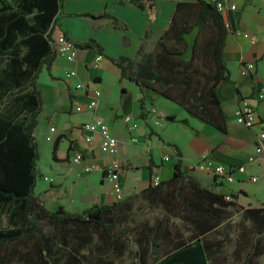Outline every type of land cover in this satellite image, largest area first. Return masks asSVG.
Wrapping results in <instances>:
<instances>
[{
  "label": "crops",
  "instance_id": "1",
  "mask_svg": "<svg viewBox=\"0 0 264 264\" xmlns=\"http://www.w3.org/2000/svg\"><path fill=\"white\" fill-rule=\"evenodd\" d=\"M227 1L236 7L225 17L229 27L225 29L222 59L228 74L216 88L225 117L224 132L190 117L181 106L158 93L140 89L136 83L121 77L120 68L109 59L126 56L139 60L154 49L160 35L169 27L177 4L198 0H142L144 10L130 1L63 0L61 14L52 25L53 40L59 34L75 43L95 39L103 48V59L93 66L97 53L77 47L73 61L55 53L49 68L42 67L36 79L41 110L34 134L39 131L45 141H48L46 136H51L49 169L55 177L60 174L65 187L62 190L51 184L52 187L34 194L41 197L42 193L49 194L48 189L63 191L68 198L60 205L70 212L74 207L80 208L77 211L80 212L86 208L83 197L90 184L99 183L92 205L111 204L116 200L105 169L109 162H119L122 197L128 203L125 204L129 220L136 224L148 219L150 224L163 225L159 247L147 249L135 245V264H141L139 257L145 259V264H209L200 238L212 239L213 230L231 217L234 209L264 207V148L255 150L258 133L264 129L263 103L257 98L259 88L264 86V0ZM104 13L115 17L120 27L103 16ZM225 18L222 16L224 26ZM248 62L254 64L251 70L246 68ZM69 69L75 70L76 75L67 79L64 74ZM43 72L44 87L38 83ZM94 89L100 92L96 106L76 112L75 105L85 104ZM243 99L257 113V123L252 127L235 120V111ZM125 115H131L137 122L132 133L124 122ZM168 116H174L175 120ZM96 118L102 119L117 138L116 154L107 155L99 150L97 132L92 133V142L84 141L79 125ZM184 118L187 124L179 121ZM51 127L54 131H50ZM130 134L136 135L138 142H131ZM58 137L57 160H53L52 144ZM37 145L39 152L38 141ZM74 152L83 154L80 163L72 161ZM201 155L228 166L233 182L218 180L202 162ZM38 161L36 167L42 176ZM88 166L90 171L85 170ZM155 174L161 183L154 189L151 179ZM225 193L236 195L229 203L221 198ZM152 256L157 260H152Z\"/></svg>",
  "mask_w": 264,
  "mask_h": 264
},
{
  "label": "trees",
  "instance_id": "2",
  "mask_svg": "<svg viewBox=\"0 0 264 264\" xmlns=\"http://www.w3.org/2000/svg\"><path fill=\"white\" fill-rule=\"evenodd\" d=\"M62 1L0 0V214L9 212L8 227L0 228V254L7 249L0 264L11 263L16 255L29 264H135V245L147 249L159 247L163 225L150 224L148 219L136 224L130 221L128 203L123 198L111 204H93L80 212H70L62 205L48 209L34 194L40 177L36 167L38 145L34 136L41 110L36 79L42 67L49 68L55 58L51 28L61 14ZM117 1H130L144 10L142 0ZM102 15L120 27L115 17ZM222 20L212 2H179L169 27L160 35L152 51L143 54L139 60L126 56L109 59L120 68L121 77L136 83L140 89L148 88L158 93L181 106L190 117L224 132L225 117L216 93L218 83L228 74L222 59L226 36ZM195 26L198 31L192 57L189 60L179 58L177 55L187 47L184 34ZM75 45L103 54L102 46L93 38ZM198 58L199 65L207 70H201L195 63ZM167 118L175 120L174 116ZM179 121L188 123L185 118ZM59 139L52 144L53 160H57ZM176 153L180 155L178 150ZM175 169L177 176L179 159ZM160 183L161 180L156 185L151 183L152 188H158ZM221 198L226 201L224 195ZM242 211V219L250 221L248 231L254 226L250 233L263 234L264 207ZM185 214L183 212V216ZM184 218L189 220L187 216ZM44 221L51 226L49 232L44 229ZM227 221L228 218L222 224ZM218 231L219 228L213 230V234ZM200 239L209 264H224L225 250L221 239ZM18 243L27 245L29 250L16 253ZM85 248L92 254L84 253ZM257 251L258 244L243 264H249ZM110 255L116 259H129L115 263L113 258L109 260ZM137 260L145 264L143 257ZM152 260L157 257L152 256Z\"/></svg>",
  "mask_w": 264,
  "mask_h": 264
},
{
  "label": "built area",
  "instance_id": "3",
  "mask_svg": "<svg viewBox=\"0 0 264 264\" xmlns=\"http://www.w3.org/2000/svg\"><path fill=\"white\" fill-rule=\"evenodd\" d=\"M211 1V0H210ZM212 2V1H211ZM213 5L215 6V9L218 13H220L224 18L226 17V13L229 10L235 9V4L230 3L227 0H214ZM225 26L226 28L229 27L228 20L225 18ZM247 37V34H243ZM53 45L55 52L59 55L64 56L67 60L73 61L76 52L77 47L74 43V41L68 39L65 37L64 34H59L55 37L53 40ZM103 59L102 54H96L93 60V66H96L97 63ZM254 67V64L252 62H248L246 64V68L248 70H251ZM76 75L75 70L69 69L65 71V78H71ZM100 96V92L97 89H94L93 96L85 103V104H76L74 107V110L76 112L83 111L85 109L91 110L93 109L96 104L98 97ZM257 98L259 101L263 103L264 108V86L260 87L258 90ZM235 120L238 124L243 125L245 127H252L257 123L258 117L256 110L252 104H250L247 100H242L240 104L238 105L237 110L235 111ZM124 122L127 124V129L129 133H132L137 128V122L131 115H125L123 117ZM80 130L84 133V141L86 143H90L93 141V135L92 133L97 132L99 134L100 140L98 144L99 150L107 155H114L118 151V140L117 138L112 134L110 131L109 126L99 118H96L91 121H85L79 125ZM50 131H54V128L51 127ZM46 139L48 141H51L52 138L50 135L46 136ZM130 140L133 143L138 142V137L136 135L130 134ZM264 148V129L260 130L257 137V142L255 145L256 152L261 151ZM83 159V154L80 152H74L72 154V161L74 163H80ZM165 159H168V156L165 157ZM202 162L205 163L208 170L220 181H224L227 183L233 182L234 178L231 174V169L228 166L222 165V164H216L212 162L210 159H208L205 155H201ZM243 168L241 167V170ZM86 171H90L91 168L88 166L85 168ZM106 176L108 177L110 183H111V192L115 198L116 201L121 200L122 197V186L120 183V164L117 161H111L107 165L105 169ZM160 177L158 174H155L152 176L151 183L153 185H156L160 182ZM251 180L255 181L256 177H251ZM224 199L226 201L232 200L231 193H225Z\"/></svg>",
  "mask_w": 264,
  "mask_h": 264
},
{
  "label": "rangeland",
  "instance_id": "4",
  "mask_svg": "<svg viewBox=\"0 0 264 264\" xmlns=\"http://www.w3.org/2000/svg\"><path fill=\"white\" fill-rule=\"evenodd\" d=\"M199 52V51H198ZM198 56V53H197ZM195 63L199 66L201 70H207L206 67L204 68L200 64L199 58L195 61ZM45 72H43V75H40L38 78V83L44 87L45 83ZM34 136L37 138V141L39 143V158H38V163L41 168V171L43 170L42 176H38L36 186L34 189V192H39L42 191L43 189H47L52 186H56V188H62L64 189V183L63 180L59 179V173L56 174L52 172L49 169V162L52 163L50 159V143L48 141H45L43 138L40 137L39 131H35ZM58 176V177H57ZM61 180V181H60ZM52 184V186H51ZM91 187H89L88 193L86 197H83V201L86 203L83 206H90L92 203H94V198H95V190L97 191L99 189V183H91ZM89 185V186H90ZM49 194L44 195L42 193V196L39 197L42 202H46V207L48 209L54 210L58 205H60V202H64L67 198L68 195H65L64 192H57L56 189L52 191V189H48ZM94 192V193H93ZM54 203H53V202ZM45 204V203H44ZM55 205L54 207L52 205ZM50 205V206H49ZM248 205V204H247ZM79 207V206H78ZM82 207V206H81ZM243 207V206H241ZM239 207V209L241 208ZM80 208L74 207L71 209V212H77ZM239 209H234L233 214L231 217L228 218V221L224 224H222L219 227V231L212 237L213 239H221L222 246H224V258L225 262L224 264H243L244 259L246 257H249L250 252L252 249L255 248L258 244V251L257 255H255L254 258L251 259L249 264H264V232L263 234H259L254 231V233H250V230H254V226H251L249 228V231L247 227L250 224V221H247L245 219H242V210L239 211ZM8 214L9 212H4L0 214V228L3 227H8L9 222H8ZM151 216V214H149ZM44 229L46 232H49L51 229V226L47 222H42ZM117 228H121V225H117ZM244 228L247 229V231H244ZM245 229V230H246ZM244 233V238L242 237V234ZM260 238V239H259ZM259 239L257 242L256 240ZM95 241H97V238L95 237ZM17 250L16 253L21 250H29V247L23 243H18L16 245ZM7 249H3L2 253L0 254V262H3L5 259ZM84 253H90L88 248L83 249ZM114 260L118 262H122L123 260L129 259V258H118L114 255H110L109 260ZM9 264H29L26 260L20 259L17 255L15 258H13L12 262ZM85 264H88L86 262Z\"/></svg>",
  "mask_w": 264,
  "mask_h": 264
},
{
  "label": "water",
  "instance_id": "5",
  "mask_svg": "<svg viewBox=\"0 0 264 264\" xmlns=\"http://www.w3.org/2000/svg\"><path fill=\"white\" fill-rule=\"evenodd\" d=\"M198 31V26H195L190 32L184 34V38L187 41V47L185 51L179 55V58L189 60L192 57L193 53V42Z\"/></svg>",
  "mask_w": 264,
  "mask_h": 264
}]
</instances>
